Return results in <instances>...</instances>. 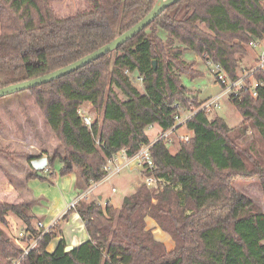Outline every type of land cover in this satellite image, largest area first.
Returning <instances> with one entry per match:
<instances>
[{"label": "trees", "instance_id": "16d2710c", "mask_svg": "<svg viewBox=\"0 0 264 264\" xmlns=\"http://www.w3.org/2000/svg\"><path fill=\"white\" fill-rule=\"evenodd\" d=\"M155 2L86 0L83 9L58 17L50 0H0V87L83 57L130 28ZM263 37L264 0H178L115 50L19 91L36 97L61 139L63 152L49 155L48 165L59 160V174L74 173L82 189L100 181L112 154L124 149L132 156L150 142L149 125L167 130L180 108L202 102L188 96L182 82L183 75L201 74L182 57L185 50L219 63L236 78L248 43ZM125 71L142 76L143 91ZM253 77L262 82L256 96L242 89L229 98L243 118L238 126L200 110L185 123L191 138L172 139L175 153L163 141L153 143L155 186L141 183L119 206H102L94 196L66 210L61 219L76 212L88 235L72 249H65L61 236L47 250L62 225L41 233L33 198L0 201V264L18 258L20 264H264V212L232 184L235 178L257 177L264 193V156L254 145L258 139L264 143V67L255 69ZM86 102L101 113V121L90 127L77 113ZM249 130L253 143L247 140ZM51 174L52 168L33 170L26 180ZM10 215L21 220L24 243L36 239L25 254L4 228ZM147 217L171 237V249L155 239Z\"/></svg>", "mask_w": 264, "mask_h": 264}, {"label": "rangeland", "instance_id": "374dc122", "mask_svg": "<svg viewBox=\"0 0 264 264\" xmlns=\"http://www.w3.org/2000/svg\"><path fill=\"white\" fill-rule=\"evenodd\" d=\"M50 2L58 17L70 16L86 5V0H50ZM158 33L165 37L164 31L159 30ZM258 51L259 48L247 46L246 53L241 56L239 72L243 68L250 69L254 66V58ZM182 57L189 63H193V69L196 72L198 70L201 72L195 78L182 76V82L188 89V96H196L201 102L221 90L212 67L206 61H202L199 56L189 50H185ZM81 105L88 115H92L94 120L101 121V113L89 102ZM194 106L197 105H190L189 108ZM217 115L230 127L238 126L243 119L226 96L222 97L219 106L210 112V116ZM157 132L158 127L156 126L146 129L150 140L156 136ZM252 135L249 130L248 143H253ZM254 145L259 151L258 155L263 158L264 143L258 139ZM167 147L171 153H175L177 150V144L169 143ZM56 151L63 152L61 139L51 128L42 107L30 91L0 96V201L18 203L33 198L35 205L33 213L44 226L49 225L48 219L58 218V212L61 210L54 214L57 207L62 205L61 208L65 209L76 196L73 189L70 190L68 186H62L58 181V178L63 177L59 174V160H55V164L51 167L48 165L49 155ZM49 168H52L54 174L46 176L45 179L31 178L34 181L28 184L30 191L26 185L29 171L40 169L47 171ZM142 182L143 176L140 167L136 161H131L120 173L100 182L94 192L102 195V198L99 199L102 206L106 202L119 206L123 196L130 194ZM232 184L264 212V193L257 177L235 178ZM94 196L93 194L90 198H94ZM76 223L78 222L72 220L66 223L61 218L57 221V224L66 225V228L71 232L80 230L75 227ZM22 226L20 219L10 215L9 226L4 228L14 238ZM23 245L25 246L27 243Z\"/></svg>", "mask_w": 264, "mask_h": 264}, {"label": "built area", "instance_id": "2783aa9c", "mask_svg": "<svg viewBox=\"0 0 264 264\" xmlns=\"http://www.w3.org/2000/svg\"><path fill=\"white\" fill-rule=\"evenodd\" d=\"M248 46L252 48H259V51L254 58L255 63L252 68H243L242 71L238 73L236 78H231L219 63H214L211 60L206 61L207 64L212 67L213 74L215 75L216 81L220 84L221 90L217 94L204 99L198 106H194L189 109L180 108V111L174 115V122L172 126L167 130H162L156 124L149 125L148 127H158L156 136L150 140L149 143L141 145L138 151L132 156H128L124 149L112 154L103 165V169L105 171L104 177L100 181H91L89 186L79 190L76 196L67 205L66 210L73 208L80 199H89L93 194L97 196L94 191L96 187L99 186L100 182L120 173L121 170L125 166L129 165L131 161H136L140 167L143 176L142 183L149 187L155 186L157 183V178L154 176L153 171L156 168V164L151 155V147L153 146V143L157 141H163L168 145L171 143L173 138L184 141L189 140L192 136V132L186 128L185 123L187 119L200 110L211 112L213 109L219 106L222 97L226 96L230 98L231 96H237L239 91L242 89H248L252 96H256L257 87L260 86L262 82L255 80L253 77V72L255 69L264 67V37L261 39L251 40L248 43ZM125 73L128 74L132 84L143 91L142 76H139L136 73H130L128 71H125ZM174 106H177V104ZM77 113L80 115L83 123L86 126L90 127L94 123V118H92V115H88L86 113V110L82 107V105H80L77 109ZM96 142L99 143V140H96ZM143 170H147L150 173L143 174ZM61 216L59 218H61ZM59 218L47 226H44L42 221H37V226L41 229V233L47 232L51 226L56 225ZM24 237L25 233L22 230H19V232L14 236V240L22 246L23 253L25 254L35 246L36 239L31 240L27 243V245L24 246V242L22 241ZM12 264H20L19 258L15 259Z\"/></svg>", "mask_w": 264, "mask_h": 264}, {"label": "water", "instance_id": "95a60500", "mask_svg": "<svg viewBox=\"0 0 264 264\" xmlns=\"http://www.w3.org/2000/svg\"><path fill=\"white\" fill-rule=\"evenodd\" d=\"M178 0H156L151 10L145 14L139 21L133 24L130 28L125 30L123 33L114 37L111 41L93 50L92 52L84 55L83 57L65 65L58 69H55L49 73L39 75L30 79H26L21 82H15L3 87H0V96H5L19 92L21 90H27L31 87L41 85L57 79L65 74H68L78 68L84 66L92 60L104 55L105 53L115 50L119 45L123 44L128 39L132 38L135 34L141 31L146 25H148L164 8L171 4L176 3ZM101 196H99V199ZM74 246L67 244L66 250L72 249Z\"/></svg>", "mask_w": 264, "mask_h": 264}, {"label": "crops", "instance_id": "0c3cea01", "mask_svg": "<svg viewBox=\"0 0 264 264\" xmlns=\"http://www.w3.org/2000/svg\"><path fill=\"white\" fill-rule=\"evenodd\" d=\"M59 166H61V162H59ZM37 174L40 175V172H37ZM30 180H31V178L28 179V180H26V183H27L26 185L28 186V189L31 191V189H30V187H29L28 184L29 183H32L34 180L33 181L32 180L30 181ZM58 181H60V183H61L62 186H68V188L70 190L73 189L75 191V194H77V191L78 190H81L82 189L81 187L76 186V179H75V174L74 173H70V174H68L66 176H63V177H61V179L58 178ZM96 195L98 196V198H99V196H101V198H102V195L101 194L96 193ZM34 206L35 205L32 206V211H33ZM61 207H62V205H60L59 207H57L56 210H55V212H54V214H56L59 210H61V211L58 212V214H59L58 215V218L66 210V208L64 209V208H61ZM57 219H54L52 217V218L48 219L47 222L49 224H51L53 221H56ZM69 220H72L74 222H78V223H76V226L75 227H77V229H80V230L78 232H76V231L71 232V231H69L66 228V225H63L62 226V233L60 235H58L57 237H54L50 241V243H49V245L47 247V250L48 251L53 250L55 244L57 243V241L59 240V238H61V236H63L65 238L67 244H71L73 246H76V245L80 244L81 242H83V241H85V240L88 239V235H87V233L85 231V228H84V223L80 219V217L78 216V214L76 212H73L72 214H70L68 216V219L65 222L68 223ZM39 221H40V219H39ZM146 227L152 229V233H153L155 239L158 240V241H161L162 243H164L166 245L167 249H171L173 247L174 242L171 239V237L166 232L162 231L157 226L156 222L152 218H150V217H147L146 218ZM158 232H160V233L158 234Z\"/></svg>", "mask_w": 264, "mask_h": 264}]
</instances>
